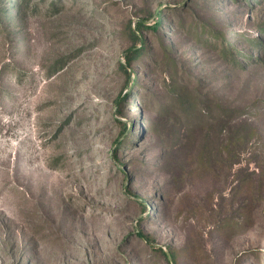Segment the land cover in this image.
<instances>
[{
  "label": "rangeland",
  "instance_id": "rangeland-1",
  "mask_svg": "<svg viewBox=\"0 0 264 264\" xmlns=\"http://www.w3.org/2000/svg\"><path fill=\"white\" fill-rule=\"evenodd\" d=\"M0 264H264V0H0Z\"/></svg>",
  "mask_w": 264,
  "mask_h": 264
},
{
  "label": "trees",
  "instance_id": "trees-1",
  "mask_svg": "<svg viewBox=\"0 0 264 264\" xmlns=\"http://www.w3.org/2000/svg\"><path fill=\"white\" fill-rule=\"evenodd\" d=\"M157 22H158L157 24L159 25L160 20ZM218 36H219V34L212 33L213 38H218ZM257 43H261V42L258 41ZM221 50L224 52V55L226 57H228V58L234 57V50H233V48L228 47V45H226V44L223 45ZM143 55H144L143 47H137V48L135 47L133 51H130L126 54V56H125L126 62H127V64H132L133 61L140 59ZM234 59H235V57H234ZM235 62L238 63V61H235ZM123 130L126 131L125 125H124ZM141 235L144 236L143 233H141Z\"/></svg>",
  "mask_w": 264,
  "mask_h": 264
}]
</instances>
